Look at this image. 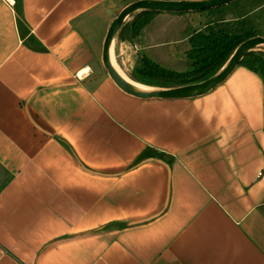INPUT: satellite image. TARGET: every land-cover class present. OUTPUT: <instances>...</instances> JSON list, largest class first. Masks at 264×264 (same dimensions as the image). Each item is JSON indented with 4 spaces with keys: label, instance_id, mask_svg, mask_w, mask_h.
Returning <instances> with one entry per match:
<instances>
[{
    "label": "crops",
    "instance_id": "0c3cea01",
    "mask_svg": "<svg viewBox=\"0 0 264 264\" xmlns=\"http://www.w3.org/2000/svg\"><path fill=\"white\" fill-rule=\"evenodd\" d=\"M133 1L0 0V264H264L263 80L238 65L195 98L125 93L102 47ZM262 1L196 11L193 34L264 38ZM148 25L117 34V66L179 70Z\"/></svg>",
    "mask_w": 264,
    "mask_h": 264
},
{
    "label": "trees",
    "instance_id": "16d2710c",
    "mask_svg": "<svg viewBox=\"0 0 264 264\" xmlns=\"http://www.w3.org/2000/svg\"><path fill=\"white\" fill-rule=\"evenodd\" d=\"M159 13L156 11L135 13L132 16L134 20L131 23L130 38H137L142 29ZM255 36L254 32L249 31L242 24H232L228 29L208 26L204 32L195 33L189 38L190 48L186 52V57L190 63V69L187 72L177 73L166 70L142 57L139 63L140 70L151 82L141 81L140 84L157 89H171L203 82L223 68L241 43ZM260 48L249 52L239 66L258 73L264 83V60L260 52L263 49Z\"/></svg>",
    "mask_w": 264,
    "mask_h": 264
},
{
    "label": "water",
    "instance_id": "95a60500",
    "mask_svg": "<svg viewBox=\"0 0 264 264\" xmlns=\"http://www.w3.org/2000/svg\"><path fill=\"white\" fill-rule=\"evenodd\" d=\"M237 0H137L124 7L108 27L102 47V64L112 81L125 93L143 100L148 99H190L207 94L222 84L241 60L251 51L264 47V38L252 37L241 43L223 68L203 82L171 89H154L143 91L122 77L112 65L110 59L112 43L122 29L126 19L137 12L156 11L160 13L196 12L220 8ZM111 11V10H109Z\"/></svg>",
    "mask_w": 264,
    "mask_h": 264
},
{
    "label": "rangeland",
    "instance_id": "374dc122",
    "mask_svg": "<svg viewBox=\"0 0 264 264\" xmlns=\"http://www.w3.org/2000/svg\"><path fill=\"white\" fill-rule=\"evenodd\" d=\"M134 1H137V0H134ZM260 1H262V0H257L256 3L260 4L261 3ZM119 11H121V10H119ZM119 11H118V13H119ZM118 13L113 12L112 16H114V18H115ZM262 14H264V7H262V9H260V11H258L256 13V16H259V15L261 16ZM250 19H252V18H250ZM133 20H134V17H132V16L129 17L128 19H126L122 29L118 33L119 37L130 38V36H131V23ZM194 24H196V21L194 20V12H185V13H180V14L179 13H159V14H156L152 18L151 23L147 26L146 29L155 31V29H160L161 25H166V26L170 27L167 30V34L168 35L172 34V38L170 39V41H179L176 43H172L170 45H165L164 48L158 49V50H166V52L168 49H170V53H172V55H170V57H171V59L174 60V61L159 60L160 62H157L158 64H160L161 66H163L165 68H171L173 70L179 69V70H174L177 72H183V71L185 72V71H188L190 69V63L186 57V53H183V51H186L189 48V43H188L189 38L187 39V37L194 33V27H195ZM226 29H228V28H226ZM247 29L249 31H251L249 28H247ZM157 41H158V43H161L162 41L166 42L168 40H157ZM260 49H263L260 52H261L262 58L264 60V47H261ZM153 50L155 51L156 49L151 48L150 51L154 52ZM150 51H148L149 54L151 53ZM122 63H123V65H125L126 69H128L127 70L128 72H123V73L125 74L126 78L130 79V81H134L138 84H140L141 81L151 82V80L148 81V79L145 77L144 73H142V71L140 70V66H139L140 59L138 61H131L129 63L123 62V60H122ZM180 69H182V70H180ZM141 85L146 86L142 83H141ZM146 87H148L149 89H157L155 87H150V86H146Z\"/></svg>",
    "mask_w": 264,
    "mask_h": 264
},
{
    "label": "bare ground",
    "instance_id": "6f19581e",
    "mask_svg": "<svg viewBox=\"0 0 264 264\" xmlns=\"http://www.w3.org/2000/svg\"><path fill=\"white\" fill-rule=\"evenodd\" d=\"M110 59H111V62H112V65L114 66V68L117 70V72L122 76L124 77L125 79H127L128 81H130L128 78L125 77V75L123 74V72L120 70V68L117 66L115 60H114V57L112 55V52L110 53ZM131 83H133L134 86H136L137 88H139L140 90H143V91H147V90H150L148 87L146 86H143L141 84H138L136 82H132L130 81Z\"/></svg>",
    "mask_w": 264,
    "mask_h": 264
}]
</instances>
